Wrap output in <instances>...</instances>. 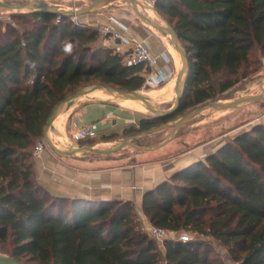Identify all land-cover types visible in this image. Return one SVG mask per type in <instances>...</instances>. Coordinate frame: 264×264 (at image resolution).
I'll return each instance as SVG.
<instances>
[{
    "label": "trees",
    "instance_id": "obj_1",
    "mask_svg": "<svg viewBox=\"0 0 264 264\" xmlns=\"http://www.w3.org/2000/svg\"><path fill=\"white\" fill-rule=\"evenodd\" d=\"M155 7L190 58L180 112L219 98L241 73L259 69L264 0H158ZM12 18L29 28L0 20V248L28 264H226L211 257L204 239L161 246L144 231L132 200L57 196L38 181L34 149L56 105L93 82L141 90L148 69L94 46L98 27L79 18L35 12ZM142 211L156 227L214 238L239 264H264V125L148 190Z\"/></svg>",
    "mask_w": 264,
    "mask_h": 264
},
{
    "label": "crops",
    "instance_id": "obj_2",
    "mask_svg": "<svg viewBox=\"0 0 264 264\" xmlns=\"http://www.w3.org/2000/svg\"><path fill=\"white\" fill-rule=\"evenodd\" d=\"M43 1L58 5L57 7L64 6V9L70 7V4L62 5L65 0ZM116 4L106 7L99 13L86 15L87 18L82 22L96 26L107 25L114 32L121 34L122 37L116 39L115 43L124 54L130 50L132 40L145 42L153 54L161 57L157 69L162 73H167L168 69L175 67V61L167 46L169 44L163 36L146 26L144 22H140L134 13L130 12L132 11L130 8L120 9ZM62 7L60 8L63 9ZM99 40L104 45L103 40L100 38ZM109 47L113 48V45ZM172 78L171 76L167 81ZM143 117L145 116L133 112H124L121 107L109 102L92 101L88 104L81 102L71 105L55 122V126L60 120L63 132L67 136L81 124L92 123L96 125L101 137L121 134L125 126H138ZM51 137L57 144L53 134ZM175 149L169 142L154 152L155 158L151 159V150H140L139 154L129 156L114 153L93 157L87 156L88 154L59 156L48 148L40 157H35L34 168L38 181L54 195L94 201L132 200L145 217L144 221H149L142 211L145 191L166 180V176L197 160L193 157L195 149L181 151L171 157H157ZM133 159L134 161H130ZM166 161L169 162L167 166H160Z\"/></svg>",
    "mask_w": 264,
    "mask_h": 264
},
{
    "label": "rangeland",
    "instance_id": "obj_3",
    "mask_svg": "<svg viewBox=\"0 0 264 264\" xmlns=\"http://www.w3.org/2000/svg\"><path fill=\"white\" fill-rule=\"evenodd\" d=\"M8 1L26 3V2H29L31 0H8ZM92 1L93 0H84V1H70V0L68 1V0H65L62 5L68 6L70 4V7L68 9H72V8L83 7V6L91 3ZM46 3H48V2H46ZM115 3H117L116 4L117 6H120V7H118L120 9L130 8L132 10V8L129 6V4H127L124 1H119V2H115ZM115 3H111V4L107 5L106 7H108L112 4H115ZM48 4L53 5V6L55 5V4H50V3H48ZM75 5H76V7H75ZM60 7H62V6H59V8ZM106 7L98 10L95 13L101 12ZM16 12L17 11H10L8 9L0 7V20H2L4 22H6V21L7 22H13V24L15 26L17 25V27H19L20 29L21 28H29V24H24L22 22H18L12 18V14H14ZM130 12H133L134 15L137 17V19L140 22H143L135 14V12L133 10ZM143 12L146 14L150 13L149 16L156 19V15L155 14L152 15V13L150 11H148L149 13H147L146 11H143ZM95 13H92V14H95ZM160 14L165 19H167L169 21V19L167 17H165L162 13H160ZM85 18H87V16H82V17H79V20L82 22V20H84ZM144 24L146 26L150 27L152 30H155L156 32H158V34L160 36L161 35L165 36L162 32L155 29L154 27L149 26L146 23H144ZM92 26H96V25H92ZM168 41L169 42H167V43L170 45L172 44L171 46L176 51V48H175L174 44L171 42V40L169 39ZM99 45H102L100 40H98L97 43L94 44V46H99ZM167 46L169 47V45H167ZM172 47L171 48L169 47L171 49L170 51H173ZM173 55H174V53H173ZM255 57H257L260 60L259 69L255 72L251 73L248 76H243L241 73L239 82L236 83L233 87H231L227 91H225L224 93H222L221 95H219V98H217L213 101H225V100H229V99H232L234 97H237L239 95H256L259 93L264 94V53L257 52V53H255ZM173 60L175 61L174 58H173ZM176 74H178V66L175 63V67H173L170 70L168 69V71H167L168 79L171 76L174 77ZM93 83H98V82H93ZM93 83H90V84H93ZM164 83L165 82H163L159 86H155V87H148V86L144 87L143 86V88L139 91L143 95H147L150 98H152L155 94L151 91L161 88ZM110 96H111V94L109 92H107L106 89H100V90H97V91L92 92L89 95H87L88 99L92 98V99H98V100H109L108 98ZM83 100H86V98H84ZM91 102L92 101H86V104L91 103ZM78 103L81 104V102H78ZM109 103L115 105L116 107H121V109L124 112H133L135 114H140L143 116H150L149 114H152L151 111L148 110L145 106L135 105V104L130 103V104H128V106H130V107H127V106L120 105L116 102H109ZM172 104H173V102H170V103H166V104H159L158 106H159V108L167 109V108H170L172 106ZM132 110H134V111H132ZM189 110L190 109L186 110L185 113L188 112ZM178 117H180V116H174L173 119H177ZM256 125H264V101H258V102L250 103L247 105H242V106L237 107V108H230L227 110H212L210 108H207L204 110L203 115L198 116V117L194 118L193 120H191L190 122L183 125L180 128L179 132L175 134L176 136L170 141L175 146V148H176L175 150H173L171 152L169 151L170 153L167 152L165 154H161L157 157H160V156H166V157L170 156L171 157V156H174V155L180 153L181 151L195 149L193 151L194 152L193 157L198 159V160L201 159L202 161L205 162L207 159V156L216 152L222 145H224V143L226 141L233 139L237 134H239L240 132H243L244 130L247 131V130L252 129ZM126 128H128V127L125 126L124 130ZM122 133H124L123 130H122L121 134L116 133L114 135L110 134L109 136L98 137L96 140H94L93 145H95L97 147H108V146H114L116 144H119V143L123 142L128 137V136H125L126 133L125 134H122ZM171 133H172V129H170V128L166 129V130H161V131L153 134L150 139L145 140L144 141L145 144H143L141 146L157 145V144L163 142L164 140H166L167 138H169L171 136ZM53 137H54L55 141H57V144L64 147L62 142L59 140L57 134L53 135ZM67 137L71 139L70 134L67 135ZM197 147H199V148L196 149ZM159 150H160V148L151 149V159L155 158L154 152L159 151ZM140 152L141 151L137 148L128 147L124 150L117 152V154L119 153V154H124V156H129V155H133V154H139ZM78 155L79 156H83V155L86 156L87 154L78 153ZM87 156L98 157L101 155L88 154ZM130 161H134V159L130 160ZM168 164H169V162L166 161V162H164V164H161L160 166L165 167ZM171 164H174V163H171ZM172 175L173 174L166 176V179H170ZM135 206H136V209L138 211V215H139L138 218H139V220L143 226V222L146 219L143 216V214L141 213V211H139V208H138L136 203H135ZM187 233L193 239L194 238L199 239V240L204 239L207 243H209L211 245V250H210L211 257L221 258L226 264H239V262H236L232 259L228 250L225 247H223L219 243V241L215 240L214 238L203 237V236H200L196 233H191V232H187ZM205 248H206V246H203L202 250H204ZM1 250H3V249H1ZM3 251H5V250H3ZM5 252H7V251H5Z\"/></svg>",
    "mask_w": 264,
    "mask_h": 264
},
{
    "label": "water",
    "instance_id": "obj_4",
    "mask_svg": "<svg viewBox=\"0 0 264 264\" xmlns=\"http://www.w3.org/2000/svg\"><path fill=\"white\" fill-rule=\"evenodd\" d=\"M119 1H124L127 4H129V6L132 8L135 14L144 23L162 32L174 44L180 56V68L178 70V83L175 88V97L173 100V104L170 108L162 109V108H159L158 106L159 102L153 101L151 98L143 95L139 90L127 91V90H123L115 86L104 84L101 82L85 85L79 88L74 93L68 95L66 98L61 100L56 105L44 129L43 139L47 143L48 147L51 150H53V152H55L57 155L76 156L78 153L109 155V154L117 153L128 147H134L139 150L157 149L169 143L175 137L176 132L179 130L181 126L190 122L194 118L203 115L204 110L207 108H210L212 110H227L230 108H237L242 105H247V104L258 102V101H264V94L262 93H259L256 95H239L237 97H234L232 99L225 100V101H208L206 103H203L197 106L193 110L189 111L187 114L178 117L174 121H170L160 126L151 128L137 135L128 136L123 142L116 144L114 146L97 147L92 144L83 143V141L75 142L71 140L70 138H68L67 136L62 135V133L55 127V120L57 119V117L59 116L61 112L67 110L71 105L76 104L78 102H86V101L113 102L110 100H98V99H92V98L88 99L87 95H89L91 92L98 90V89H106L110 93L118 95V97H121V98H127V99L140 101L146 106L148 110L151 111L153 117H166L176 112L179 109L181 100L185 94L187 82H188L190 71H191V63H190L188 50L184 42L182 41L181 37L175 30L174 26L159 13L156 7L146 5L149 11H152L155 13L156 15V19H155L149 16V14H146L143 12L146 10L144 8H140L138 0H93L91 3L83 7L72 8V9H61L57 6L49 5L43 0H31L26 3L10 2L8 0H0V7H3L10 11L50 13V14H54L60 17L66 16V17H73V18H79L82 16L95 13L98 10L106 7L107 5L111 3L119 2ZM146 12L149 13L148 11ZM84 98H86V100H83ZM169 128L173 129L171 136L157 145L139 146L135 142V140L143 138L147 135H150L152 133H155L161 130H166ZM241 133L242 132H240L239 134ZM51 134L53 135L57 134L59 140L62 142L64 147H59L57 144H55L53 138L51 137ZM239 134H237L235 137H237ZM200 160L197 159L195 162H198ZM195 162H191L187 164L186 166L182 167L176 172L184 169L185 167ZM148 190H146L145 193ZM0 264H28V263L21 260L17 256L12 255L0 249Z\"/></svg>",
    "mask_w": 264,
    "mask_h": 264
},
{
    "label": "built area",
    "instance_id": "obj_5",
    "mask_svg": "<svg viewBox=\"0 0 264 264\" xmlns=\"http://www.w3.org/2000/svg\"><path fill=\"white\" fill-rule=\"evenodd\" d=\"M70 1H84V0H70ZM157 1L158 0H138L140 8H144L146 11H149L146 5L155 7ZM97 27L99 29L100 39L103 40L104 45L107 46L113 45V49L116 52L124 54V52H121L120 47L115 43L116 39H120L122 35L114 32L107 25H99ZM126 56H127V63L129 65L143 64L144 67L148 69L144 87L159 86L163 82L167 81L168 79L167 73H162L157 69V65L161 60V57L153 54L150 47L145 42L139 40H132L130 50L128 51V53H126ZM98 137H99V132L97 130V127L95 124L92 123L81 124L71 133V139L75 142H82L84 140H89V139H97ZM48 148L49 147L47 143L44 141V139H42L37 142L34 149V155L36 157H40L42 152ZM143 229L151 237L156 239L161 246L164 245V242L166 240L188 242L192 238L185 231H174V230L159 228L154 226L148 220L143 222ZM163 264H168V263L165 261Z\"/></svg>",
    "mask_w": 264,
    "mask_h": 264
},
{
    "label": "bare ground",
    "instance_id": "obj_6",
    "mask_svg": "<svg viewBox=\"0 0 264 264\" xmlns=\"http://www.w3.org/2000/svg\"><path fill=\"white\" fill-rule=\"evenodd\" d=\"M152 13V15H154L155 13L150 11ZM150 14V13H149ZM163 39L166 40V42H169V38L167 36H163ZM172 45V44H171ZM169 44V47L171 48V46ZM169 48V49H170ZM171 50V49H170ZM172 50L171 53H172V56L173 58L175 59V63L176 65L178 66V70L180 68V56L177 52V50L175 51L172 47ZM174 53V55H173ZM177 83H178V74H176L171 80H168L166 81L161 88L157 89V90H153L151 92H153L155 95L151 98L153 101H157L159 102V104H166V103H170V102H173L174 100V97H175V88L177 86ZM100 90V89H98ZM97 91V90H95ZM93 91V92H95ZM107 91V90H106ZM109 92V91H107ZM92 93V92H91ZM110 93V92H109ZM111 96L108 98L109 100L113 101V102H116L118 104H121V105H128V104H135V105H141V106H145L143 103H141L140 101H137V100H132V99H127V98H121V97H118V95H115L113 93H110ZM147 96V95H145ZM149 97V96H147ZM150 98V97H149ZM71 107V106H70ZM69 107V108H70ZM73 107V106H72ZM146 107V106H145ZM69 108L63 112H61L59 114V116L57 117V119L55 120V122L60 118V116L62 114H64L65 112H67L69 110ZM61 133L62 135L65 136V133L63 132V127H62V124L60 122V120L57 122V125L55 126ZM61 137V136H60Z\"/></svg>",
    "mask_w": 264,
    "mask_h": 264
},
{
    "label": "flooded vegetation",
    "instance_id": "obj_7",
    "mask_svg": "<svg viewBox=\"0 0 264 264\" xmlns=\"http://www.w3.org/2000/svg\"><path fill=\"white\" fill-rule=\"evenodd\" d=\"M187 113H188V112H187ZM187 113H184V111H183V112H180L179 110H177V111L174 112L173 114H171V115H169V116H166V121H165V123H168V122H170V121H174V120H175V119H173L174 116H182V115H185V114H187ZM149 115H150V116H145V117H143V118L140 120V123H139L138 126L131 125V126H129L128 128H126V129L123 131L124 133H122V134H125V133H126L125 136H133V135L140 134V133H139L140 131L135 130V129H141V128H142V124H147L148 122H151V124H153V123L155 122V119H157V118H161V117H153L152 114H149ZM152 122H153V123H152ZM162 124H164V123H162ZM162 124H161V125H162ZM181 127H182V126H181ZM181 127H180V128H181ZM180 128H179V130H180ZM170 129H172V128H170ZM172 130H173V129H172ZM179 130H178L176 133H178ZM158 132H159V131H158ZM155 133H157V132H155ZM155 133H152V134L147 135V136H145V137H143V138H140V139H138V140H135L136 144L139 145V146L145 144L144 141L147 140V139H149V137L152 136V135L155 134ZM175 136H176V135H175Z\"/></svg>",
    "mask_w": 264,
    "mask_h": 264
}]
</instances>
